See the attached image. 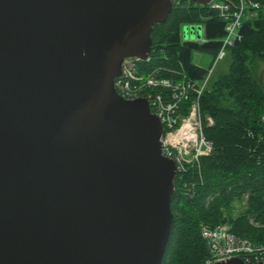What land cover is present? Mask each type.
I'll return each instance as SVG.
<instances>
[{"label": "water", "instance_id": "95a60500", "mask_svg": "<svg viewBox=\"0 0 264 264\" xmlns=\"http://www.w3.org/2000/svg\"><path fill=\"white\" fill-rule=\"evenodd\" d=\"M172 5L0 0V264H161L176 163L147 99L114 80Z\"/></svg>", "mask_w": 264, "mask_h": 264}, {"label": "trees", "instance_id": "16d2710c", "mask_svg": "<svg viewBox=\"0 0 264 264\" xmlns=\"http://www.w3.org/2000/svg\"><path fill=\"white\" fill-rule=\"evenodd\" d=\"M253 1L259 4L258 15L242 23L241 39L224 57L228 65L215 72L213 68L200 96L203 133L212 142L213 153L186 165L175 177L170 205L173 220L161 264H204L208 250L200 225L214 227L226 223L228 216L236 236L255 246L264 244V148L258 141L263 136L259 117L264 85L251 68L255 60L264 61V0ZM172 4L166 20L153 25L149 59L138 61L137 71L171 79H178L175 72H180L201 80L218 53L225 21L207 5L191 0H172ZM183 24L203 26L207 41H183ZM196 54L208 56L207 65L196 63ZM160 92L164 101L170 100L167 91ZM188 105L184 103V109ZM206 115L212 118L211 125ZM245 194L247 209L232 217V203Z\"/></svg>", "mask_w": 264, "mask_h": 264}, {"label": "built area", "instance_id": "2783aa9c", "mask_svg": "<svg viewBox=\"0 0 264 264\" xmlns=\"http://www.w3.org/2000/svg\"><path fill=\"white\" fill-rule=\"evenodd\" d=\"M207 6L217 11L225 24L218 53L203 79L194 81L180 72H175L179 75L178 79L158 77L153 73H139L137 62L142 60L127 57L122 61L120 75L114 80V88L122 98L133 100L142 97L149 102L151 111L163 125L162 154L175 161L176 175L185 171L186 165L198 162L200 157L213 153L212 142L203 133L199 99L207 87L214 66L225 57L228 49L234 47L241 39L242 23L255 18L259 13V4L253 0H211ZM188 25L197 26V24ZM194 41L202 43L207 41L203 26H201V38ZM148 59L147 57L143 60ZM161 90L168 92L169 101H164ZM186 102L189 105L184 109L183 105ZM206 119L207 125L213 123L210 116ZM259 123L263 136L259 135L258 141L264 148V104ZM188 192L192 195L191 190ZM200 235L208 250L204 264L231 257H240L244 264L264 261V246H255L248 240L236 236L227 223L214 227L201 224Z\"/></svg>", "mask_w": 264, "mask_h": 264}, {"label": "rangeland", "instance_id": "374dc122", "mask_svg": "<svg viewBox=\"0 0 264 264\" xmlns=\"http://www.w3.org/2000/svg\"><path fill=\"white\" fill-rule=\"evenodd\" d=\"M180 36H181V39L183 41H194L195 40L194 35L191 34V32H190V25H188V24H183L181 26V28H180ZM209 60H210V58L208 56H202V57L201 56H198V57H195V59H194V61H196L198 63L200 62L203 65H207V63L209 62ZM228 61H229V59L227 57L224 58V59L219 60L217 62V64L214 66V72L222 69L223 67L226 68V66L228 65ZM251 68L253 69V71L256 72V75L259 76L258 78L260 79V81L264 85V61L255 60L251 64ZM208 116L209 115H206L204 117V119H205L206 122H207L206 117H208ZM201 122H202V117H201ZM247 197H248V195L245 194L240 199H237V200H235L232 203V205H231V207L229 209V211H231L230 214H231L232 217H237L238 215H240L241 213H243V211L245 209H247V207H248ZM224 215H226V212H224ZM225 221L231 227L229 216H228V219H226ZM250 222L252 223L253 221H250ZM259 245L260 246H264V244H259Z\"/></svg>", "mask_w": 264, "mask_h": 264}, {"label": "crops", "instance_id": "0c3cea01", "mask_svg": "<svg viewBox=\"0 0 264 264\" xmlns=\"http://www.w3.org/2000/svg\"><path fill=\"white\" fill-rule=\"evenodd\" d=\"M198 56H201V57H202L203 55H201V54H196V55H195V57H198ZM195 57H194V59H195ZM195 62H196V61H195ZM196 63H198V62H196ZM198 64L203 65V64H201L200 62H199Z\"/></svg>", "mask_w": 264, "mask_h": 264}, {"label": "flooded vegetation", "instance_id": "af4514ba", "mask_svg": "<svg viewBox=\"0 0 264 264\" xmlns=\"http://www.w3.org/2000/svg\"><path fill=\"white\" fill-rule=\"evenodd\" d=\"M176 1H179V0H176Z\"/></svg>", "mask_w": 264, "mask_h": 264}]
</instances>
